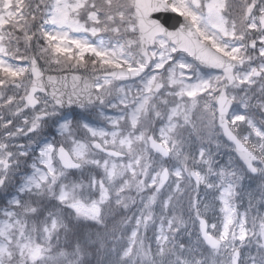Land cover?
<instances>
[{
    "label": "snow or ice",
    "instance_id": "1",
    "mask_svg": "<svg viewBox=\"0 0 264 264\" xmlns=\"http://www.w3.org/2000/svg\"><path fill=\"white\" fill-rule=\"evenodd\" d=\"M0 264H264V0H0Z\"/></svg>",
    "mask_w": 264,
    "mask_h": 264
}]
</instances>
